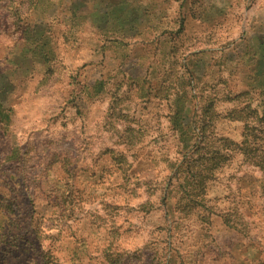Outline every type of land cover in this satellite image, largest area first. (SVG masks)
I'll return each mask as SVG.
<instances>
[{
  "label": "rangeland",
  "instance_id": "1",
  "mask_svg": "<svg viewBox=\"0 0 264 264\" xmlns=\"http://www.w3.org/2000/svg\"><path fill=\"white\" fill-rule=\"evenodd\" d=\"M64 5L0 0V264H264V170L233 145L253 119L231 113L264 112V95L245 94L251 53H233L264 38V0H231L222 25L165 38L141 68L126 63L130 46L103 49L86 24L69 35ZM201 49L211 72L188 86L181 75ZM229 50L235 67L223 66ZM127 68L142 77L112 74ZM206 105L213 122L195 159L216 163L203 194L180 199L189 153L174 110L188 107L194 126Z\"/></svg>",
  "mask_w": 264,
  "mask_h": 264
},
{
  "label": "crops",
  "instance_id": "2",
  "mask_svg": "<svg viewBox=\"0 0 264 264\" xmlns=\"http://www.w3.org/2000/svg\"><path fill=\"white\" fill-rule=\"evenodd\" d=\"M61 1L65 5L63 9L59 7L56 9L60 13L58 20L66 19L69 35L79 30V24H86L101 37L103 49L117 53L119 45L130 46L133 55L125 58L126 63L140 68L144 62L157 59L160 53L151 52L152 47L155 48V45L159 43L163 44L165 38H170L172 35L187 37L192 26L203 30L209 25H222L224 18L229 14L231 5V0ZM55 19H57L56 16ZM125 29L128 30L126 35ZM114 39L122 40L118 42ZM112 42L117 46L113 51L109 49L112 47ZM160 48H163V53L166 46L158 47V50ZM112 74L120 79L142 77L139 73H132L128 68L127 70L116 69ZM151 74L157 78L163 75V72L153 69ZM99 77L104 78V73H100Z\"/></svg>",
  "mask_w": 264,
  "mask_h": 264
},
{
  "label": "trees",
  "instance_id": "3",
  "mask_svg": "<svg viewBox=\"0 0 264 264\" xmlns=\"http://www.w3.org/2000/svg\"><path fill=\"white\" fill-rule=\"evenodd\" d=\"M85 1V0H84ZM194 8V7H193ZM194 13V11H192ZM16 14L20 15V12H17ZM181 26V21H180ZM128 33V30L125 29L124 34L126 35ZM41 37L37 40L41 43L42 46H46L47 44V35L42 32L40 35ZM115 41L121 42L122 39H114ZM257 41L258 44H257ZM259 46V51L257 52V49H252L253 46ZM44 46V47H45ZM244 46L245 48L242 49V53H239L238 51H234V54H238V57L242 58L243 55H248L251 53V64L248 65V67H243L246 71H249L251 66L253 65V68H251V71L254 70L256 73L252 76L248 73L243 74V82L246 84V86H249L251 89L249 91L247 90L245 94L249 95L252 93L257 92V96L264 95V38L255 35H248L244 37ZM208 50L201 49L197 52L199 55L197 57L196 54H190L189 59L187 63L185 64L186 67L184 69L183 79H186V84L188 86H196L198 83L202 81V79L206 78L207 74H210L211 71H207L205 69L206 67V56ZM206 52V53H205ZM231 51L229 50L225 55V58H223V66H227L231 62L232 66L235 67L237 64L235 61H233V57L230 54ZM206 54V55H205ZM227 57V58H226ZM23 60H32L34 59V56L32 55H23ZM221 61H218L217 63H220ZM235 62V63H234ZM238 62V60H237ZM236 64V65H235ZM134 79V78H131ZM139 79V77L135 78ZM102 82L99 81L94 84V87L92 88L93 93L100 92L102 89ZM245 94H238L234 98H237L238 96H242ZM187 95V91H186ZM250 100V99H249ZM0 100V104H1ZM2 105H0V114L2 113ZM210 111L208 105L204 106L202 109H200V114L196 116L195 119V125L191 126V119L189 120V109L188 107L185 109L176 108L174 110V118L175 123L174 126L179 129L180 135L184 136L186 138V144H184V148L188 149V156L185 160L182 161V167H183V174L179 175L178 177V189L180 190L179 198L188 199L189 197H196L201 196L203 194L204 188V180L206 176L204 175V172L210 173V171L213 169L215 163H216V157L214 155L205 156V153H200L202 156L203 161H196L195 155L198 153V151L202 150L204 147L203 141H204V133L205 130H207L211 125L213 120H211V115L213 112L210 111V115L208 118H205L204 115ZM231 113L235 115V117L239 120H246L249 116L253 119V124L249 125L246 124L247 129L245 128V131L247 130V133H243L245 136L240 142L233 143V145H237V149L239 153L249 160V163L251 165L256 166L257 168L264 170V112L261 116H258V111L256 108H251L249 105L241 108H233L231 110ZM189 120V121H188ZM245 126V127H246ZM244 129V128H243ZM194 130V134L196 136V143L189 145L191 137L187 136L188 131ZM183 131V133L181 132ZM184 141V140H183ZM231 143V141H230ZM224 154H220L219 156H223Z\"/></svg>",
  "mask_w": 264,
  "mask_h": 264
}]
</instances>
